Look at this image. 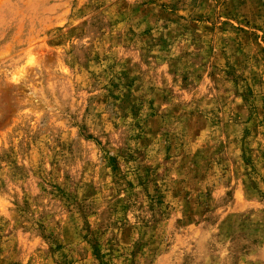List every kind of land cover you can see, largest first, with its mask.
I'll return each instance as SVG.
<instances>
[{
    "label": "rangeland",
    "instance_id": "rangeland-1",
    "mask_svg": "<svg viewBox=\"0 0 264 264\" xmlns=\"http://www.w3.org/2000/svg\"><path fill=\"white\" fill-rule=\"evenodd\" d=\"M0 264H264V0H0Z\"/></svg>",
    "mask_w": 264,
    "mask_h": 264
}]
</instances>
